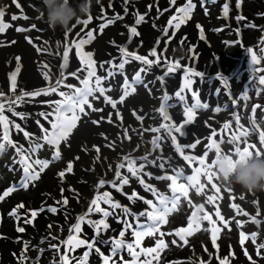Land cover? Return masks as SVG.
I'll list each match as a JSON object with an SVG mask.
<instances>
[{
  "label": "rangeland",
  "instance_id": "374dc122",
  "mask_svg": "<svg viewBox=\"0 0 264 264\" xmlns=\"http://www.w3.org/2000/svg\"><path fill=\"white\" fill-rule=\"evenodd\" d=\"M212 1L193 0L196 7L190 13L191 18L182 23L177 30L174 25L178 20L174 21L172 26L168 25V21L174 15L178 18L182 15L177 13L176 9L183 7L187 0H176L175 4H171L170 0H128V3H125V0H93L90 13L92 20L87 27L83 23L73 22L71 30L64 31L59 28L55 30L49 28L40 13L43 7L42 0H17L20 8L16 7L13 0H0V9L5 11L3 23L10 25L0 33V92L4 94L0 96V103L5 105L3 114L9 120L7 129L9 138L24 149L32 146L33 151L28 152V156L29 163L33 166L29 171L32 174L39 173L38 179L28 182L26 188L22 187L21 185L25 182V165L21 163L22 154L10 145H6V149L0 152V195L7 189L14 188V191L0 200V264H60L62 255L69 257V264H78L84 258L85 252L89 253L86 264H98L96 261L98 254L94 249L89 250L86 245L76 246V239L94 242V248L97 246L101 252L109 256L111 254L109 247L98 245L95 237L96 229L89 221L104 219L108 225L111 215L105 218L87 213L86 220L80 224L79 232L72 230L73 225L78 222L77 218L89 209L91 201L97 196H102L103 192H109L115 202L127 207L134 201L140 203L141 199L134 197L129 200L125 193L131 195L135 191L138 197L148 198L149 191L145 190L144 185H141L136 177H131L127 167L119 169L123 176L131 177L129 184L123 186L122 191H117L111 183H106L101 188L98 181L114 180L117 165L128 163L123 159L125 156H138L140 159L136 160L137 165L147 163V166L151 164L158 167L161 164L159 158H156L159 151L153 144L158 133L151 129L160 128L161 124L184 123L186 107L194 106L197 98L209 107L195 108V116L190 121V129L196 127L192 138L183 140L177 138L176 142L181 146L200 141L195 148H187L188 151L184 149V155L199 158L203 154V149L207 144L209 145V137L213 130L217 133V137L212 138L217 139V142H219L218 137L231 138L233 134L238 135L241 132V129L240 131L238 129L241 125L245 128L249 127L243 122V117L248 115L253 118L251 108L256 105L260 107L256 109L254 118H257L260 124L259 131H264V85L259 84V77L264 75V0H218L222 3L217 2L215 5L211 4ZM225 3L229 4L227 16L223 11ZM12 15L27 16L28 19L12 20ZM139 15L144 16V20L137 24ZM117 16L122 19H117ZM240 16L244 19H238ZM109 20L113 22L107 24V27L101 31V25ZM33 25L35 27H32ZM198 25L200 27H197ZM131 27H135L139 35H132ZM17 28H24L25 31H17ZM165 28H168V36L164 35ZM201 29H203V39H201ZM88 31L93 32L94 39L84 44L80 51L93 54L92 59L96 61L94 66L96 75L103 78L102 86L112 89L106 95L118 100L123 94L124 77H127L132 84L136 73L142 67L145 71L140 73V83L132 84V87L136 89L135 93L128 89L130 95L122 104H117V109H112L110 104L104 102L103 97L95 100L89 97L93 107L103 111H91L85 106L89 115L77 113L81 117L77 121V126L72 130L67 142L59 143L61 158L53 160L54 146L47 145L42 139L29 140L23 132L14 127V124H20L25 131L35 134L36 137L43 134L41 125L50 132L54 131L51 128V122L55 120V116L52 115L55 108L53 102L64 100V97H61L58 92H52L48 95L26 96L22 101L17 100L12 105V109L17 113H23L25 117L23 120L8 110V104L22 92L45 89L50 83L54 85L61 71L65 73L67 79L58 91H64L66 94L73 91L72 88L64 85L83 87L80 80L70 76L69 73L76 72L78 76L87 78L88 73L84 70L87 57L84 58L85 62H81L80 57L75 54L77 50L72 47L68 64L62 69V53L73 41L78 43L80 39H87ZM173 33L175 36L169 43H165ZM182 38H186L183 45L180 44ZM158 40L159 45L156 47ZM12 41L15 43H11ZM121 47L153 61L157 57L151 56L150 51L156 47L157 56L161 58V62L149 66L128 57L129 62L121 70L118 65L125 59L120 51ZM38 48L40 51L37 50ZM190 48L192 51H189ZM249 48L256 53L260 63L255 65L251 63ZM17 56L21 58V68L16 78L17 88L14 92L11 88L9 73L17 67L15 59ZM109 61L110 63H104ZM102 63L103 67H101ZM169 66L173 68L171 72H178L179 84H176L178 79L166 76L170 73L167 71ZM254 69L259 70L254 71ZM198 71L210 77L204 80L200 76L191 74ZM45 72L49 73L48 80L44 78ZM109 72L114 75L108 76ZM162 73L165 75L162 76ZM92 79L94 81L95 77ZM187 79H191L192 82L182 93L184 99L181 100L175 93L184 88ZM245 92L248 96L246 100L243 98ZM220 94L222 97L219 100L224 101L225 105L221 111L216 112L215 98ZM96 95L99 96V93ZM165 95L169 97L167 103L171 105L167 109L170 120H164L158 111L164 103ZM233 98L237 103H233ZM117 111L120 112L119 117L116 115ZM42 113L49 114L48 119H45ZM109 113H112L113 123L107 122ZM235 115L240 117L238 124L235 121ZM138 116L142 119H137ZM101 117L105 119L101 120ZM93 120H100V123L93 124ZM174 121L177 122L174 123ZM225 123H229L230 127L225 128ZM4 131V126L0 124V136ZM166 134L168 137L165 139V145L167 144L173 150L172 158L174 159H171L176 162L178 155L175 153L177 150L171 135L179 137V134L174 131L171 135L167 132ZM253 136L250 134L248 137L250 143H253L250 141V137L253 138ZM37 142L43 147L35 148ZM256 143L259 146V142ZM93 146L99 147L100 152L97 153ZM243 146L241 143V147ZM230 147L227 144H221L222 152ZM178 154L181 155L180 152ZM97 156L100 159H96ZM76 157L79 159H75ZM215 158L213 149L205 158V163L210 165ZM35 160L48 161V167L41 171V165L34 164ZM69 161L73 163L71 172L65 171ZM189 163L193 165V168H201L198 160L196 162L190 160ZM173 169L178 171L176 165ZM147 170L153 178L144 175L145 167L141 175L145 183L156 190L163 192L165 181L167 186L171 184L169 180L157 179V177L165 176L167 172L153 171L150 168ZM214 170V167L210 168V171ZM61 171H65L62 178L58 175ZM187 174L183 173V176ZM195 174V172L189 173L188 176ZM198 179L204 184L203 191L197 194L195 188L190 187L188 196L186 198L181 196L175 210L169 213L168 222L164 226L161 225L162 232L175 233L178 229L185 228L191 218L195 223L191 230L194 233L190 235L195 236V239L193 245L188 246L194 249L192 256L188 253H183L186 256L176 254L175 245L168 243V247L160 252L158 264H199L200 261H205L206 264H220V258L225 257L229 259L230 264H251L245 255V250L256 264H264V249L260 250V256L256 255V246L264 243V192H247L238 185L229 187L214 177L212 183L220 187V192L216 193L204 175H200ZM156 182H158L157 186L154 185ZM181 183H186L183 177L180 178ZM113 190L123 193V196ZM209 195L214 197L213 202H208ZM241 196L244 197L243 200L240 199ZM64 198L68 199L67 205L62 203ZM58 201L60 203H57ZM99 203L101 208L113 209L112 211L115 210V212L123 211V208H112L103 200ZM233 203L238 204L249 215H237V209L231 207ZM21 204L23 207H18ZM201 204L204 205L202 210L195 207ZM183 205L187 206L186 210H182ZM52 207L56 208V212L49 211ZM41 209L43 211H40ZM13 210L16 212L15 215H12ZM195 210L198 221L193 216ZM217 210L225 220L231 221L227 227H223V221L216 215ZM32 211H36L37 216L32 223H25L26 219H31ZM205 214L210 217L206 219L210 223L209 226L204 219V222L200 223L199 219ZM128 216L124 217L128 218ZM122 217L120 216V220L123 222L125 219ZM252 217H256L261 223L252 222ZM137 220L139 219L134 220V227L132 226L133 228L131 227L130 232L125 233V236L130 235L131 232L140 231L137 228L144 224L137 223ZM236 221H240V226ZM128 224L125 223V225ZM196 225L199 227L197 228ZM18 227H23L25 231L19 232ZM216 228H220V231L216 233L214 245L213 233ZM195 229L200 232L198 236L195 234ZM104 231H108V228ZM118 231L116 237L120 236ZM241 232L248 237L243 245ZM252 233H257L255 244L251 239ZM70 235L75 237L73 241L70 244L64 243ZM168 236L170 235L161 238L167 243ZM145 237L146 239H141L140 247L135 250L155 246L156 236ZM135 240L136 237L133 236L131 243ZM26 243L28 250L25 252ZM179 244L184 245L181 238ZM46 248L45 252L40 251ZM176 250H179V247ZM25 256L27 259H24ZM115 257L118 259L116 262L125 263L130 260L131 255L128 251H121ZM146 258L141 254L139 259L143 261ZM153 264H157V261H153Z\"/></svg>",
  "mask_w": 264,
  "mask_h": 264
},
{
  "label": "snow or ice",
  "instance_id": "6c2138e0",
  "mask_svg": "<svg viewBox=\"0 0 264 264\" xmlns=\"http://www.w3.org/2000/svg\"><path fill=\"white\" fill-rule=\"evenodd\" d=\"M13 3L16 4L17 8H20V4L17 2V0H13ZM125 3H128V0H125ZM171 4H175L176 0H170ZM196 5L193 3V0H187L186 4L183 7H178L176 9L177 13H180L182 15L179 16V18L177 16H172L169 21H168V25L172 26L174 21H177V23H175L174 27L175 29H179L180 25L182 23H184L186 20L190 19V13L192 11L193 8H195ZM237 7H239V3H237ZM223 11H224V15L227 16L228 11H229V4L225 3L223 5ZM125 12H127V9H125ZM5 15V11L3 9H0V33L4 32L5 29L7 27H9L10 25L8 24H4L2 18ZM18 18H23V19H28L27 16H22V17H18L16 15H12L11 19L12 20H17ZM117 19H122V17L117 16ZM238 19L243 20L244 17L240 16L238 17ZM92 20L91 15L88 16L87 19L83 20V21H78L77 23H83L85 25V27H87V25L89 24V22ZM144 20V16L139 15V18L137 19L136 23L139 24L141 21ZM113 21L109 20L106 24H102L101 25V31L103 30V28L107 27V24L112 23ZM32 27H35V25H33ZM197 27H200L199 25ZM17 31H25L24 28H17ZM130 32L132 35H139V33L137 32L135 27H131L130 28ZM164 35L168 36V28H165L163 30ZM175 36V33L172 34V37H169L168 40L165 41V43H169L170 39L173 38ZM203 29H201V39H203ZM94 39L93 36V32L92 31H88L87 32V39H80L79 42H75L73 41L71 45H69L68 47L65 48V50L62 53V57H63V64L61 65V68H65L68 64L69 61V52L72 49V47H75L76 51V55L80 57L81 62H85V57H87V61L86 63V68L84 69L85 71H87L88 76L87 78H84L82 76H78L76 72H71L69 73L70 76L75 77L77 79L80 80V82L82 83L83 87H75L72 85H64L65 87L68 88H72L73 91L69 94H66L64 91H58L60 86L63 84L64 80L67 79V77L65 76V73L63 71H61L59 77H57L55 84H49V86L45 89H40V90H34V91H29V92H22L21 95H18L15 97V99H11L9 104H8V110L13 112L14 116H19L21 120H23L24 114L23 113H17L15 111H13L12 109V105L17 101L20 100L22 101L24 99V97L26 96H38L41 94L44 95H48L49 93L52 92H58V94L61 97H64V100H57L54 101V111L52 113V115L55 116V120L51 122V128L54 131H49L48 129H45L43 127V125H41V131H42V135L39 137H36L35 134L30 133L28 131H25L20 124H14V127L20 131L23 132V135L28 138L29 140H44L46 142L47 145H52L55 147V152L53 155V160H59L61 158V151L59 148V143L60 141H65L67 142L68 137L70 136L72 130L77 126V121L80 120V115L82 114L84 116L89 115V112L86 110L90 109L91 111H103V109H99V108H94L92 103L89 100V97H91L93 100L95 99H99L100 97H103L104 102L107 104H110L112 109H117V104L118 103H123L125 101V98L128 97L130 95V92L128 91V89H131L132 93H135L136 89L135 87H132V84L135 83H140L141 77H140V73L145 71V68H141L135 75L132 84L129 83L128 78L124 77L123 80V94L119 96L118 100H114L111 96L106 95L107 92H111L112 89L111 88H106L104 86H102V79L101 77L96 75V72L94 70V66L96 64V61L92 59L93 54L91 52H84L81 53L80 49L82 48V46L86 43L91 42V40ZM186 40V38H182L180 40V44L183 45L184 41ZM31 43V41H29ZM11 43H15V41H12ZM159 45V40L157 41V45L156 47H158ZM156 47H154L151 51H150V55L153 57H157V59L155 61L153 60H149L147 57L145 56H141V55H136L135 53L132 52H128L124 47L120 48L121 53L123 54V56L125 57V59H123L118 67L123 70L125 67V64L129 62V60L127 59L128 57L137 60V61H141L143 64L145 65H149L151 66L153 63L159 64L161 62V58L159 56H157V51H156ZM38 51H40V49H37ZM189 51H192V49L190 48ZM249 53H251V63L253 65L260 63V60L257 58V55L255 52H253V49L249 48L248 49ZM17 61V67L16 69L9 73V77L11 80V88L12 90L15 92V89L17 88V84H16V78L17 75L20 72V57L17 56L16 58ZM104 63H110L109 62H104ZM165 63H168V61H165ZM45 67H47V65H45ZM101 67H103V63L101 64ZM173 70V68L171 66L168 67L167 71L171 72ZM259 69H254V71H257ZM192 75H196V76H200L202 75L199 72H193L191 73ZM44 78L46 80L49 79V73L45 72L43 73ZM114 74L112 72L108 73V76H113ZM93 77H95V80L93 81ZM162 79V78H161ZM191 79H187L185 81V86L184 88H181V90L177 93H175V95L177 97H179L181 100L184 99V96L182 95V93L185 91V89L189 88V86L191 85ZM227 83V78L225 77V84ZM259 84L260 85H264V75L259 77ZM99 93V96H97L96 94ZM4 94L2 92H0V96H3ZM245 100L248 99L247 93L245 92L244 97ZM169 97L167 95H165L164 97V103L161 104L160 108L158 109V111L160 112V114L163 116L164 120H170V116L168 114L167 109L169 107H171V105H169L167 103ZM233 103H237L236 99L233 98ZM208 104L206 103H201L200 100L197 98L196 100V104L192 107H186L185 109V113L184 115L187 117V119L184 121V123H188L190 122L194 116H195V108H208ZM260 107L259 105L253 106L251 108V112L253 113V118L250 121V124L252 126V132H257L258 131V135H259V146L257 145V143H250L248 140V137L250 135V132L248 129L244 128L238 135L237 134H233L231 136V138L228 137H218L219 142H217V139H213L212 137H217V133L215 132V130H213V132L211 133V136L209 137L210 143L208 145V147L206 148V150L204 151V153L199 156V158H197L196 156H192L189 157L187 155H184V148L188 147V148H195L197 144L200 143L199 140H197L195 143L191 144V145H186V146H181L180 144H178L177 141V137L175 135H171L172 132H176L179 133L181 135H183L182 132V124H161L160 128H154L151 129V131L153 132H160L161 129H164L169 135H171V140L173 142V144L176 145V150L178 152L181 153V155L184 156L185 160H191L193 162H196L198 160V163L201 165V168H203V172H201V168H196L195 169V173L196 175H190V176H186L184 177L186 183H181L178 184L177 181L178 179L183 176V172H177L175 176H160L157 177V179H164V180H169L171 181V184L169 185V187L172 189V195L171 197H168L162 193H158L157 190L155 188H153L151 185L146 184L145 183V179L144 177L141 175V173L143 172V169L145 167L144 164H140L137 165L135 159H131L129 156H125L123 157V159L125 161H127L128 163H120L119 165H117V170L115 171V179L112 181H106L104 179H101L98 181L99 186L102 188L106 183H111L112 187H114L117 191H122L123 186L128 185L130 182V178L131 177H136L137 180L139 181V183L141 185H144L145 190L146 191H151L153 193L154 196L157 197V199L159 200V207L156 206V204L153 203V201L151 200H144V203L146 205H149L151 207V211H145V212H141L138 214V216H144L147 218V221H150L149 224H147V226L141 225V231H137L132 233L135 237V243H127L125 244L123 239L120 240H116L114 241V247L112 250V256H116L118 253V250L127 247L129 254L133 257V261L131 262V264H153V261H158L160 259V252H162L165 248L168 247V243L165 242L164 239H162L161 237L165 236V235H172L173 233H165L161 231V225L166 224L168 222L167 217L169 215L170 212L174 211L177 203L179 202L181 196L183 197H187L188 196V189L191 188H195L196 193L199 194L203 191L204 189V184H202L200 182V180L198 179V177L200 175H204L206 177L207 182L211 185V187L213 189H215L216 193L220 192V187L217 186L215 183H212L213 178L215 177L216 179H218V177L216 176L214 171H210L211 167H214L215 165V161L216 159H218L220 157L221 154H224L226 156H240L243 154H248V155H257L260 156L262 154H264V131H259L260 128V124L259 122L254 118L255 117V113H256V109ZM5 110V105L3 103H0V124H2L4 126V133L2 136H0V152H3L6 149V145H10L14 148L17 149L18 153H21V163L24 164V172H25V182L21 185L22 187H27L28 186V182L36 180L39 178V173L36 172L35 174L30 173V169L32 168V163H29V156H28V152L33 151L32 146L30 145L29 149H24L22 146H17L10 138L8 135V124H9V120L8 117L5 116L4 113ZM216 112L221 111V109L218 107L215 109ZM69 113L71 115H69ZM135 114V113H134ZM42 115H44L45 119H48L49 114L47 113H42ZM116 115L119 117L120 116V112L117 111ZM101 120L105 119L104 117L100 118ZM108 123H113L114 121L112 120V113H109L108 117L106 118ZM137 119H142V117H137ZM239 115H235V121L238 124L239 123ZM37 123L39 124V121H37ZM93 124H99L100 120H93L92 121ZM225 128H229L230 124L229 123H225L224 125ZM241 128H243V126L241 125ZM105 139H107V137H105ZM130 139V137H129ZM161 140V137H156L153 140V144L159 148L160 144L159 141ZM241 143H243V147H241ZM221 144H227L229 146H231L230 148H228V150L223 151L221 149ZM43 147V145H41L40 143H35V148H40ZM96 150L97 153L100 152V148L97 146H93ZM213 149L215 150V160H213L211 162V164H206L205 163V158L208 157L209 152L213 151ZM75 159H79V157H76ZM96 159H100L99 156L96 157ZM146 159V158H145ZM34 164L36 165H41V171H43L44 168L48 167L49 162L48 161H40V160H35ZM72 167H73V163L71 161L68 162L66 170L67 172H71L72 171ZM127 167L128 172L131 174V177L129 176H123L121 174V172L119 171V169L121 168H125ZM159 167L163 168L164 165L161 164L159 165ZM175 171V169H173ZM65 171H61L58 175L62 178L65 175ZM144 175H148V174H144ZM12 191H14V188H9L7 189L2 195H0V200H3L6 196H8ZM61 191L63 192V189H61ZM177 193H179V195H177ZM125 195L128 196L129 200H132L134 197H137L139 199H143V197H138V194L133 191L131 193V195H128L125 193ZM208 202H213L214 197L212 195H209L207 197ZM241 200L244 199L243 196L240 197ZM103 200V202L105 204H109L112 208L116 209V208H123V212L125 214H129V215H137L134 213H131L130 209L127 206H122L120 203L115 202L112 198L109 192H103L102 196H97L95 197L92 201H91V206L89 207V212H92L93 210H95L98 213H102L103 217H108L109 215H111L112 213H110L108 210L101 208L100 207V201ZM57 203H60L59 201ZM62 203L64 205L68 204V199L64 198ZM191 203V201H190ZM169 204L171 205V207H169ZM18 207H23V205H19ZM198 207V209L202 210L204 205H198L195 206ZM232 208L237 209V215H244V216H248L249 213L246 211H243V209L240 208V206L236 203H233L231 205ZM40 211H43V209H41ZM49 211L52 212H56V208L52 207L49 208ZM16 212L15 210H13L12 215H15ZM216 215L219 216L220 220L223 221V227H227L228 224L231 222L229 220H225V218L223 216L220 215L219 211L217 210ZM257 215H259V211H257ZM37 216V212L36 211H32L31 212V219H26L25 223H32V221L35 219V217ZM193 216H195V211L193 212ZM203 219H210V217L205 214L203 216ZM78 222L73 225V231L75 232H79L80 230V224L81 222H83L85 220V216H80L77 218ZM252 222L256 223V224H260L261 221L257 220L256 217H252ZM89 223H91L93 225V227L96 229L97 235H99V233L108 228L107 223L105 222L104 219H101L99 221H89ZM237 225L240 226V221H236ZM127 227L131 228L132 225L128 224ZM196 227L198 228L199 225H196ZM193 228V220L190 218L189 219V223H188V227L187 228H180L175 232L176 236H179L184 243L186 244L188 241L185 238V234L187 235H191V229ZM19 232H24L25 229L23 227H18L17 229ZM220 231V228H216L214 230L213 233V244L215 245V240H216V233H218ZM120 237H124L125 236V232L121 231L119 233ZM241 244L243 245L244 241L246 239H248V237L241 232ZM144 236H156L157 240H156V244L154 247L151 248H140V251L137 252L135 249L140 247V242L142 237ZM75 237L73 235H70L68 237V240L65 241L64 243L66 244H70L73 239ZM256 238H257V233H252L251 234V239L252 242L255 244L256 243ZM177 241L176 240H172L170 241V243L175 244ZM80 245H86L87 248L89 250H93L99 254L102 258H103V264H110V261L112 260V257L105 255L103 252H101V250L96 247L94 248V242H88L86 240L83 239H76V246H80ZM55 247V246H54ZM257 251H256V255L260 256L261 255V249H264V243H260L256 246ZM28 250V245L27 243L25 244V248L24 251L26 252ZM41 252L43 250H40ZM143 254L145 255V257H147L145 260L140 261V255ZM89 255L88 252L84 253V258L81 259L78 264H86L87 261V256ZM245 255L248 257V259L251 261V264H256V261H254L252 259V257L248 254L247 250H245ZM24 259H27V257L25 256ZM60 264H69V257L67 255H62L61 256V260H60ZM112 264H115V261H112ZM126 264V262H125ZM199 264H206L205 261H200ZM220 264H230V261L228 258H220Z\"/></svg>",
  "mask_w": 264,
  "mask_h": 264
},
{
  "label": "flooded vegetation",
  "instance_id": "af4514ba",
  "mask_svg": "<svg viewBox=\"0 0 264 264\" xmlns=\"http://www.w3.org/2000/svg\"><path fill=\"white\" fill-rule=\"evenodd\" d=\"M217 2H219L218 0L216 1V0H213L212 2H211V4H216ZM220 4L222 3V2H219ZM199 73H201V71H198ZM178 73V72H177ZM177 73H174V72H170V73H168V75H166V76H168V77H170V78H173V79H178V81L176 82V84H179V74H177ZM179 73H181V72H179ZM202 75H200V78H202V79H204V80H207L210 76H208V75H204L203 73H201ZM165 75V73H162V76H164ZM222 97V94H220L217 98H215V100H217V102H216V105H215V107L216 108H220V109H222V108H224V105H225V103H224V101H220L219 99ZM215 108V109H216ZM251 119L252 118H250V117H248V115L246 116V117H243V122L245 123V124H247V121H251ZM257 119V118H256ZM191 123V122H190ZM249 127V129L248 128H246V129H248L249 130V132H250V134H252V135H254L255 134V132H252V130H251V127H250V125L249 124H247ZM246 125V126H247ZM245 128V127H244ZM239 129V131H240V129L241 128H238ZM196 130V127H193L192 129H190V130H188V134H187V136L185 137V138H183V135H180L179 136V140H183V139H189V138H192V133H193V131H195ZM237 131V130H236ZM158 133V137H161V140L160 141H162V143H163V152H161V153H158L157 152V155H158V157H156V158H159V160H160V162H161V164H163L164 165V167L163 168H161V167H155V166H153V165H151V164H148V166H147V163H146V165H145V171H146V173L148 174V176L150 177V178H153L149 173H148V170H147V168H150V169H153V171H158V170H162V171H164V172H167V174H165V176H175L176 175V173L177 172H183V173H194L195 172V168H193L192 166L193 165H191V163H189V161L190 160H185L184 159V157L183 156H181V155H179L178 154V151L177 152H175V153H177V155H178V157L176 158L177 159V161L176 162H174L171 158H172V156L170 157L166 152H168V149L166 148V145H165V138L166 137H168V135L166 134V131H164V130H161L160 132H157ZM179 134V133H178ZM164 139V140H163ZM160 141H159V143H160ZM160 146H162V144L160 143ZM176 146V145H175ZM208 147V144H207V146L203 149V153H204V151L206 150V148ZM167 150H165V149ZM188 147H185L184 149L185 150H187L188 151V149H190V148H188ZM210 153V152H209ZM164 154H166V155H164ZM131 159H135V161L136 160H139L140 158L138 157V156H136V157H130ZM170 158V159H169ZM174 159V158H173ZM172 160V161H171ZM180 160V161H179ZM179 161V162H178ZM187 161V162H186ZM160 164V165H161ZM175 165L178 167V171H174L173 170V168L175 167ZM193 169V170H192ZM173 170V172H171ZM185 171V172H184ZM192 171V172H191ZM172 174V175H171ZM196 175V174H195ZM186 176H188V175H185V176H181L180 178H184V177H186ZM180 178L178 179V181H177V183L178 184H180ZM157 183L158 182H156V183H154V185L155 186H157ZM170 183H171V181H170ZM160 186V185H159ZM165 186V187H164ZM163 188H165V190H163V192L161 191H158L157 190V192L158 193H162V194H164V195H166V196H168V197H170V195L172 194V189L169 187V186H167V184H165V182L163 183ZM113 191H116V190H113ZM171 192V193H170ZM116 193L117 194H119L120 196H123V193H118L117 191H116ZM148 198L147 199H141V202L140 203H137L136 201H132L133 203H131V205H128V208L130 209V211H131V213H134V214H137V215H129V214H125L123 211H121V210H119L118 212H115V210L114 211H112L111 209H106V210H108L109 212L110 211H112V214H111V218L108 220V231H104V230H102L100 233H99V235H96L95 237H96V241H97V243H98V245L99 244H101V246H103V245H107L109 248H108V250L111 252V254L109 255L110 257H112V260L110 261V264H112V261H115V264H125V263H119V262H116V260H118L115 256H112V250H113V247H114V241H116V240H120V239H123L124 240V242H125V244H127V243H131L132 241H133V234H132V232H131V234L130 235H127V236H124L123 238L122 237H116L117 236V230H119L118 232H121V231H124L125 233H128V232H130V230H131V228H129V227H127V225H125V223L127 222V223H129V224H131L133 227H134V220L135 219H139V220H137L136 222L137 223H143L144 224V226H147V223L149 222L150 223V221H148L147 222V218L146 217H144V216H138V214L140 213V211H142V212H145V211H151L152 209H151V207L149 206V205H146L145 203H144V200H151V201H155L154 202V204H156V206L157 207H159V200L157 199V197L156 196H154L153 195V193L151 192V191H149L148 193ZM177 195H179V193H177ZM101 205V204H100ZM169 207H171V205L169 204ZM109 208V207H108ZM187 209V206L186 205H183L182 206V210H186ZM87 213L88 214H90V215H94L95 217H100V216H103L102 215V213H98V212H96L95 210H93L92 212H89V209H86V212L85 213H82L80 216H85V220H86V215H87ZM170 213H172V212H170ZM196 214H197V211L195 210V219L197 220L198 218H196ZM126 215H129L128 216V218H126V217H124V216H126ZM171 215V214H170ZM79 216V217H80ZM120 216H123L122 217V219H125V220H123V222H124V224H123V222L120 220ZM84 220V221H85ZM200 220V223H203L204 222V220H205V222L206 223H208L207 222V220L206 219H204L203 220V216L199 219ZM126 221V222H125ZM198 221V220H197ZM83 223V222H82ZM193 224H195V223H193ZM209 224L210 223H208V226H209ZM165 224H163V226H164ZM132 227V228H133ZM188 227V225H186L185 226V228H187ZM142 230L141 229V227L140 228H137V230ZM192 230V229H191ZM225 232H227V231H225ZM194 233V232H193ZM193 233L191 234V235H193ZM200 232H198L196 229H195V234H196V236H198V234H199ZM133 235V236H132ZM202 235V234H201ZM185 236H187L186 234H185ZM195 237V236H194ZM193 236H190V235H188L187 237H185L186 239H187V243L185 244L184 243V241L181 239V242L184 244V245H182V244H179V242H180V237L179 236H176L175 235V233H173L172 235H170V236H168V239H167V243H170V241H172V240H176L177 242L175 243V244H173V245H175V252H176V254H178V255H183V256H186V254H183V253H188L189 255L194 251V249L192 248V247H188V246H191V245H193L192 243L194 242V238ZM143 239H146V237L144 236V237H142ZM134 243H135V241H134ZM189 244H191V245H189ZM182 246H184V248H182ZM97 247V246H96ZM95 247V248H96ZM177 247H179V250H176V248ZM47 250V248L46 249H44L42 252H45ZM140 249H138V250H136V251H139ZM121 251H124V252H126V251H128V249H127V247H124V248H122V249H120V250H118V253L119 252H121ZM191 256H192V254H191ZM191 256H190V259H191ZM39 258V257H38ZM96 261H97V263L99 264H103V258L98 254V256H97V258H96ZM133 261V257L131 256V258H130V260L129 261H127L126 262V264H131V262Z\"/></svg>",
  "mask_w": 264,
  "mask_h": 264
},
{
  "label": "clouds",
  "instance_id": "9594fccd",
  "mask_svg": "<svg viewBox=\"0 0 264 264\" xmlns=\"http://www.w3.org/2000/svg\"><path fill=\"white\" fill-rule=\"evenodd\" d=\"M92 3L93 0H42L40 13L49 28L70 31L73 22L90 15ZM214 169L218 179L229 187L238 185L247 192H264V154L233 157L221 154Z\"/></svg>",
  "mask_w": 264,
  "mask_h": 264
},
{
  "label": "bare ground",
  "instance_id": "6f19581e",
  "mask_svg": "<svg viewBox=\"0 0 264 264\" xmlns=\"http://www.w3.org/2000/svg\"><path fill=\"white\" fill-rule=\"evenodd\" d=\"M235 13V12H234ZM232 14V13H231ZM232 18V17H231ZM211 83V82H210ZM243 94V93H242ZM242 101V100H241ZM184 109V108H183ZM242 110V109H241ZM232 111V110H231ZM171 114V113H170ZM251 115V114H250ZM243 117V116H242ZM252 117V116H251ZM181 119H183V118H181ZM187 119V117L186 116H184V120H186ZM180 120V119H179ZM177 121H174V123H176ZM178 124H182L183 125V127H182V132H183V138H185L186 136H187V134H188V130H190V122H188V123H181V122H179ZM236 124V123H235ZM247 124H249L250 125V127H251V130H252V126H251V124H250V121H247ZM189 128V129H188ZM244 129V127L243 128H241V131ZM181 134H179V136H180ZM177 138H179V137H177ZM166 139V138H165ZM164 140V139H163ZM250 141H253V143H256V142H259V135H258V131L257 132H255V134H254V136H253V138L252 137H250ZM161 144H162V146H160L159 148H158V151H159V153H161V152H163V143H162V141L160 142ZM165 143H166V140H165ZM168 146H167V144H166V148H167ZM168 152H167V154L171 157H173V150H171L169 147H168ZM164 153V152H163ZM164 155H166V154H164ZM180 155V154H179ZM182 156V155H181ZM170 159V158H169ZM173 159V158H172ZM172 161V160H171ZM174 161V160H173ZM176 161H177V159H176ZM180 161V160H179ZM178 161V162H179ZM187 162V161H186ZM193 167V166H192ZM196 169V168H195ZM193 170V169H192ZM185 172V171H184ZM192 172V171H191ZM189 174V173H188ZM187 174V175H188ZM190 176V175H189ZM165 182H167V181H165ZM165 187V186H164ZM172 192V191H171ZM170 192V193H171ZM172 195V194H171ZM171 195H170V197H171ZM194 254V253H193Z\"/></svg>",
  "mask_w": 264,
  "mask_h": 264
}]
</instances>
